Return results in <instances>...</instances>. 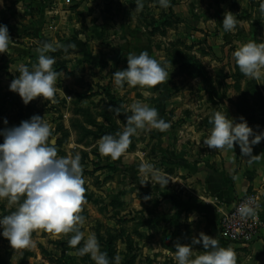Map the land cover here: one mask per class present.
Instances as JSON below:
<instances>
[{
    "label": "rangeland",
    "instance_id": "374dc122",
    "mask_svg": "<svg viewBox=\"0 0 264 264\" xmlns=\"http://www.w3.org/2000/svg\"><path fill=\"white\" fill-rule=\"evenodd\" d=\"M26 1L3 0L0 7L19 18V8L23 3L26 5ZM260 3L261 0H190L186 3L187 16L178 17L172 10L154 18L142 17L140 22H144L145 32L141 35L149 43L143 51L161 62L169 74L168 80L155 88L125 84L119 89L115 86L113 74L127 68V56H119L109 68L105 65L91 68L77 60L73 63L63 59V51L50 52L48 55L55 59L53 68L59 73L56 102L51 103L41 96L27 105L18 93L5 94L3 88L8 89L11 81L19 76L16 69L25 60L19 48L24 45L25 35L43 45L51 42L52 29L22 32L16 24H4L0 18V24L7 25L12 39L7 51L0 53V130L19 126L21 121L40 115L53 127L58 156L80 155L85 179L80 213L85 222L81 230L85 235H96L101 251L107 253L110 261L119 255L121 264H169V253L163 257V251L169 252L170 242L176 245L179 242L176 240L180 239L176 223L185 213L182 204L190 200L182 187L188 178L178 175V157H162L153 143L148 144L149 134L175 140L187 138V147L194 146L192 138H195L203 150L205 169H212L214 150L205 146L203 140L209 135L212 127L209 119L215 111L224 112L237 122L240 117L247 122L263 120L264 78L255 80L244 76L232 55L242 43L264 42ZM26 6L31 8L32 4ZM194 8L200 13L193 11ZM227 11L237 20L231 32H225L222 26ZM33 44L28 58L38 47ZM31 65L28 63L30 70ZM144 92L148 94L145 96ZM135 102L157 109L159 116L170 122V128L164 132L141 130L139 135L131 137L130 145L118 160L102 156L97 141L106 134L115 136L123 131L127 115H131L130 110L127 113L125 110ZM120 105L124 108L117 117L114 109ZM254 131L264 130L254 128ZM0 143H3L2 136ZM177 146L178 142L171 148ZM141 162L152 163L169 179L168 185L160 187L150 181L142 185ZM207 195L204 192L201 200L210 202ZM145 196L150 199L145 201ZM15 207H8L7 199L0 200V216L11 214ZM72 235L74 233L54 235L43 229L36 230L32 233L34 246L18 249H13L0 235V264H94L90 255L77 254L83 241L76 248L68 246ZM169 239L172 240L169 242ZM157 249L161 251L149 257L148 251Z\"/></svg>",
    "mask_w": 264,
    "mask_h": 264
},
{
    "label": "clouds",
    "instance_id": "9594fccd",
    "mask_svg": "<svg viewBox=\"0 0 264 264\" xmlns=\"http://www.w3.org/2000/svg\"><path fill=\"white\" fill-rule=\"evenodd\" d=\"M158 2L163 8L170 5V0ZM2 5L3 0H0ZM143 6L142 0H136L135 11L142 10ZM259 10L264 15V0H261ZM222 26L225 32H231L237 26L231 11L224 13ZM11 40L7 25L0 24V53L7 51ZM60 47L63 46L46 41L37 49L38 63L31 70L25 65L16 69L19 76L11 81L9 90L18 93L25 105L41 96L46 101L56 102L55 85L59 73L53 68L54 57L48 53ZM232 55L244 76L255 80L264 78V42L242 43ZM127 64L126 69L113 74L114 84L119 89H123L125 84L142 89L155 88L168 80L166 67L152 58L148 51L139 55L128 54ZM143 94L146 96L148 93ZM122 108L124 106L120 105L114 109L117 117ZM112 110L110 107L109 111ZM129 110L131 115H127L122 132L115 136L106 134L97 141L102 156L118 160L130 145L131 137L139 135L141 130L164 132L171 126L159 116L157 109L141 102L131 104L125 113ZM209 123L212 127L203 140L205 146L213 150H231L238 144L241 156L247 157L249 163L259 158V155L252 154L253 146L264 140V132L257 134L244 117L237 122L234 118L229 119L226 113L215 111ZM4 124H8L6 118ZM0 136L3 137V143H0V200L7 199L8 207L16 206L11 214L0 216V235L9 241L10 246L13 249L34 246L32 233L40 229L54 235L74 233L67 243L70 248H76L83 241L78 255H90L94 264H121L119 255L110 261L107 253L101 251L94 233L85 235L81 230L85 222V217L80 214L85 192L81 157L78 153L58 156L50 122L45 117L34 115L21 121L19 126L0 130ZM139 173L143 178L142 185L150 181L165 187L169 183V179L150 162H141ZM148 199L150 197H144L145 201ZM238 211L242 217L254 214L253 208L246 204ZM196 245H202L204 251L201 254L194 253ZM174 260L176 264H237L236 253L231 246H219L216 238L204 232L193 237L190 244L177 242Z\"/></svg>",
    "mask_w": 264,
    "mask_h": 264
},
{
    "label": "crops",
    "instance_id": "0c3cea01",
    "mask_svg": "<svg viewBox=\"0 0 264 264\" xmlns=\"http://www.w3.org/2000/svg\"><path fill=\"white\" fill-rule=\"evenodd\" d=\"M188 1L190 0H170L169 7L163 8L158 0H142L144 5L142 10L135 11L136 0H27L26 5L32 4V7L28 8L23 3L19 8V18L9 10H2L1 7L0 18H3L4 24L7 22L16 24L22 32L33 30L38 33L50 28L51 42L63 46L57 49L63 51L61 54L63 59L73 63L77 60V63L87 64L91 68L104 65L109 68L119 56L139 55L149 46L148 39L142 36L145 32L144 22L142 24L140 22L142 17L154 18L161 13L168 14L172 10L178 17L187 16ZM174 2L176 4L171 8ZM194 9L193 11L199 12ZM189 10L192 11L191 8ZM36 40L25 35V39L22 40L24 45L19 48V54L23 55L25 60L20 62V65L28 67L30 63L32 64L30 67L33 68L38 62L37 49L42 45ZM33 43L38 47L28 58V51ZM2 86H6L5 82ZM7 88L9 89V86ZM3 89L5 94L10 92L6 88ZM262 118L263 120L248 122L249 126L264 130V115ZM147 138L148 144L153 143L156 146L157 154L162 157L168 155L178 157L177 160L180 161L178 175L188 178L182 187L185 188L184 193L190 200H187L189 203L182 204L185 213L176 223L181 234L176 242L190 244L193 237H198L204 232L216 238L219 246H231L236 253L237 264H264V226L255 242L248 246L226 244L221 239L219 230L221 213L231 210L239 198L252 192L261 198L264 221V140L253 146L252 154L259 155V158L252 163H249L247 157L241 156L237 144L231 150H214L212 152L214 168L205 169L202 160L203 150L198 147V140L195 138H192L195 140L193 147H187L189 144L187 138L175 140L159 134H149ZM177 142L179 147L171 148ZM204 192L208 193L210 202L201 200ZM190 195H193V198ZM190 217L194 218L191 220ZM170 240L172 239H169V242ZM193 250L197 255L204 251L202 245L194 246ZM160 251L149 250L148 255L150 257L152 253ZM166 253H169L168 257L172 259L169 264H172L175 245L171 242L169 252L164 250L162 256L165 257ZM173 264H176L175 260Z\"/></svg>",
    "mask_w": 264,
    "mask_h": 264
},
{
    "label": "built area",
    "instance_id": "2783aa9c",
    "mask_svg": "<svg viewBox=\"0 0 264 264\" xmlns=\"http://www.w3.org/2000/svg\"><path fill=\"white\" fill-rule=\"evenodd\" d=\"M253 208L254 214L242 217L238 209L242 205ZM264 226L263 205L257 193H248L239 198L233 208L224 212L219 222L221 239L228 245L248 246L255 242Z\"/></svg>",
    "mask_w": 264,
    "mask_h": 264
}]
</instances>
